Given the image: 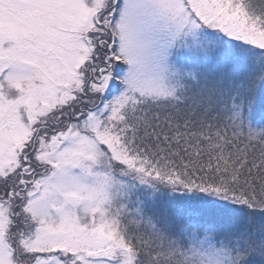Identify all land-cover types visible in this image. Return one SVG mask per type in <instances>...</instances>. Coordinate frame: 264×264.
I'll return each instance as SVG.
<instances>
[{
  "label": "snow or ice",
  "instance_id": "snow-or-ice-1",
  "mask_svg": "<svg viewBox=\"0 0 264 264\" xmlns=\"http://www.w3.org/2000/svg\"><path fill=\"white\" fill-rule=\"evenodd\" d=\"M0 264H264V0H0Z\"/></svg>",
  "mask_w": 264,
  "mask_h": 264
}]
</instances>
